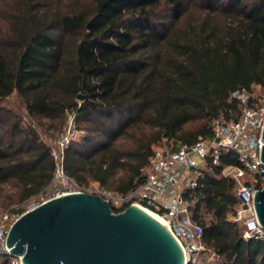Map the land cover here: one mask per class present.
Masks as SVG:
<instances>
[{"label":"trees","instance_id":"obj_1","mask_svg":"<svg viewBox=\"0 0 264 264\" xmlns=\"http://www.w3.org/2000/svg\"><path fill=\"white\" fill-rule=\"evenodd\" d=\"M7 1L9 29L0 37V185L14 184L20 203L43 194L54 176L51 148L38 130L45 120L60 131L74 114L84 132L65 151L76 183L98 182L127 195L144 183L154 147L165 139L177 149L211 138L215 120L240 115L233 92L264 90V0L0 3ZM193 7L204 16L186 26ZM14 93L29 123L2 105ZM124 137L133 140L125 152L118 145ZM229 165H241L234 151L209 157L197 188L185 195L207 250L221 259L198 264H264V241H244L243 225L228 220L239 206L235 180L223 175Z\"/></svg>","mask_w":264,"mask_h":264},{"label":"built area","instance_id":"obj_2","mask_svg":"<svg viewBox=\"0 0 264 264\" xmlns=\"http://www.w3.org/2000/svg\"><path fill=\"white\" fill-rule=\"evenodd\" d=\"M232 98L240 106L238 118L215 120L211 138L181 144L177 149L154 147L144 183L127 195L117 193L110 195L109 199L104 198L111 206L114 205L112 208L126 210L130 206H142L159 214L181 247L187 264H198L207 247L203 242V229L194 222L185 195L197 188L198 180L206 170L207 159L211 156L218 159L220 152L234 151L241 162L240 166L229 165L223 169L225 177L235 180V192L239 198V206L228 220L243 225L244 241H264V226L259 221L255 205L257 192L264 189V162L261 159L264 146V94L254 95L247 89H238L232 93ZM81 136L75 115L70 114L56 145L51 148L55 171L50 185L42 194L45 199L38 205H32L29 210L56 198L87 193L68 175L65 165L66 149ZM15 220L8 212L0 215V264H23V257L13 255L7 244ZM220 260L212 252L209 262Z\"/></svg>","mask_w":264,"mask_h":264},{"label":"water","instance_id":"obj_3","mask_svg":"<svg viewBox=\"0 0 264 264\" xmlns=\"http://www.w3.org/2000/svg\"><path fill=\"white\" fill-rule=\"evenodd\" d=\"M255 205L264 226V189ZM7 244L23 264H187L174 237L135 206L116 213L106 199L90 193L56 198L23 213Z\"/></svg>","mask_w":264,"mask_h":264},{"label":"rangeland","instance_id":"obj_4","mask_svg":"<svg viewBox=\"0 0 264 264\" xmlns=\"http://www.w3.org/2000/svg\"><path fill=\"white\" fill-rule=\"evenodd\" d=\"M63 5L69 6L70 4L74 3V0H62ZM12 11L11 4L9 1L0 3V37L5 35L8 32V21L10 17V13ZM192 15L189 17L188 22H185V25L187 26L189 24H192L197 18L204 16V12L199 9V7H193L192 8ZM252 93L254 95H260L264 94V90L261 87L254 86L252 88ZM3 106H5L7 109L12 110L13 112L20 113L22 117L24 118V121L26 123L30 122V119L27 115L25 103L23 99L17 94H12L9 98H7L3 103ZM70 114L68 115L69 118ZM67 118V119H68ZM44 123H46L45 126L39 128V133L41 135L42 140L50 147H54L56 145L57 140L59 139L61 133L63 132L64 128L60 131L54 130L50 128V123L45 120ZM65 127V126H64ZM136 132V131H135ZM84 132H82L83 137ZM80 138V139H81ZM79 139V140H80ZM119 148L121 151H128L133 146V140L131 137H124L118 142ZM172 141L164 140L159 147L164 149H170L172 148ZM122 173L120 172L118 176H120ZM87 193L93 194V195H100L103 198L109 199L110 195H116L117 192L114 189L106 190L104 189L98 182H90L87 186H83ZM45 199L44 195H40L38 197L33 198L32 200L20 203L19 201V195H18V189L16 186L12 183L6 184V185H0V215L3 213H10L14 217V219H17L21 215L17 214V211L19 209H23L28 211L32 205H38ZM114 206V205H112ZM114 208V207H113ZM114 210V209H113ZM24 212V213H25ZM212 252L207 250L204 254L201 255L199 263H209L210 256Z\"/></svg>","mask_w":264,"mask_h":264},{"label":"bare ground","instance_id":"obj_5","mask_svg":"<svg viewBox=\"0 0 264 264\" xmlns=\"http://www.w3.org/2000/svg\"><path fill=\"white\" fill-rule=\"evenodd\" d=\"M139 211H141L142 213H144L146 216H148L149 218H151L154 222H156L158 225H160L161 227H163L166 231H168V233H170V231L168 230L167 224L165 222V220L157 213H155L154 211H151L145 207L142 206H135ZM171 234V233H170ZM172 235V234H171ZM173 237V236H172ZM177 242V241H176ZM178 243V242H177Z\"/></svg>","mask_w":264,"mask_h":264}]
</instances>
